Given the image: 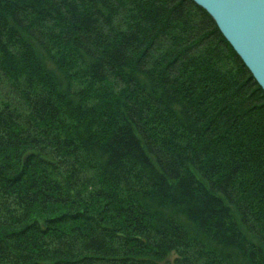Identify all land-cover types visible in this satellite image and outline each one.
Segmentation results:
<instances>
[{
  "label": "trees",
  "instance_id": "obj_1",
  "mask_svg": "<svg viewBox=\"0 0 264 264\" xmlns=\"http://www.w3.org/2000/svg\"><path fill=\"white\" fill-rule=\"evenodd\" d=\"M0 264H264V92L192 0H0Z\"/></svg>",
  "mask_w": 264,
  "mask_h": 264
},
{
  "label": "water",
  "instance_id": "obj_2",
  "mask_svg": "<svg viewBox=\"0 0 264 264\" xmlns=\"http://www.w3.org/2000/svg\"><path fill=\"white\" fill-rule=\"evenodd\" d=\"M192 1L212 18L264 92V0Z\"/></svg>",
  "mask_w": 264,
  "mask_h": 264
}]
</instances>
